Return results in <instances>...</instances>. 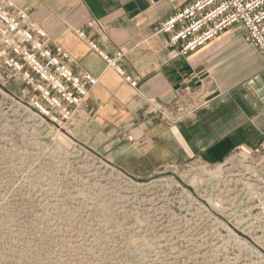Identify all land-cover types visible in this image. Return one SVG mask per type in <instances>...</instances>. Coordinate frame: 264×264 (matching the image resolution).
<instances>
[{"label":"rangeland","instance_id":"374dc122","mask_svg":"<svg viewBox=\"0 0 264 264\" xmlns=\"http://www.w3.org/2000/svg\"><path fill=\"white\" fill-rule=\"evenodd\" d=\"M34 96L0 80V264H264L237 162L102 156Z\"/></svg>","mask_w":264,"mask_h":264},{"label":"crops","instance_id":"0c3cea01","mask_svg":"<svg viewBox=\"0 0 264 264\" xmlns=\"http://www.w3.org/2000/svg\"><path fill=\"white\" fill-rule=\"evenodd\" d=\"M63 46L77 72L98 78L76 109L71 137L106 157L216 164L241 144L264 149V59L234 25L185 57L172 58L160 24L192 0H14ZM103 24L97 31L92 22ZM86 32L121 64L132 86L93 51ZM152 102L165 107V114Z\"/></svg>","mask_w":264,"mask_h":264},{"label":"built area","instance_id":"2783aa9c","mask_svg":"<svg viewBox=\"0 0 264 264\" xmlns=\"http://www.w3.org/2000/svg\"><path fill=\"white\" fill-rule=\"evenodd\" d=\"M92 25L104 32L100 21ZM234 25L243 27L245 41L264 59V0H192L164 20L158 31L169 35L170 54L177 58L195 52ZM76 34L87 40L109 67L137 86V80L120 63L125 55L122 50L110 55L84 30L77 29ZM71 63L70 53L61 45H52L46 30L26 10L14 0H0V80L8 83L19 78L27 84L36 93L33 107L59 127L72 122L76 109L98 84L96 76L75 71ZM152 103L164 116L165 107ZM230 163L239 166L236 179L248 186L264 222V149L241 144L216 164Z\"/></svg>","mask_w":264,"mask_h":264},{"label":"bare ground","instance_id":"6f19581e","mask_svg":"<svg viewBox=\"0 0 264 264\" xmlns=\"http://www.w3.org/2000/svg\"><path fill=\"white\" fill-rule=\"evenodd\" d=\"M59 129H64V127H59ZM62 132V131H61Z\"/></svg>","mask_w":264,"mask_h":264}]
</instances>
